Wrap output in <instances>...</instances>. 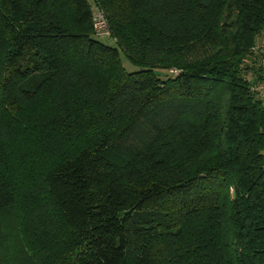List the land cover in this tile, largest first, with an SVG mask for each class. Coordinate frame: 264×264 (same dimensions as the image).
I'll return each instance as SVG.
<instances>
[{
	"label": "trees",
	"instance_id": "trees-1",
	"mask_svg": "<svg viewBox=\"0 0 264 264\" xmlns=\"http://www.w3.org/2000/svg\"><path fill=\"white\" fill-rule=\"evenodd\" d=\"M263 33L264 0H0V264H264Z\"/></svg>",
	"mask_w": 264,
	"mask_h": 264
},
{
	"label": "built area",
	"instance_id": "built-area-1",
	"mask_svg": "<svg viewBox=\"0 0 264 264\" xmlns=\"http://www.w3.org/2000/svg\"><path fill=\"white\" fill-rule=\"evenodd\" d=\"M93 27L98 37H108L109 31L105 23L104 16L101 12H97L96 17L93 18ZM262 64L264 66V56L262 57ZM260 90L264 93V85L260 87Z\"/></svg>",
	"mask_w": 264,
	"mask_h": 264
},
{
	"label": "rangeland",
	"instance_id": "rangeland-1",
	"mask_svg": "<svg viewBox=\"0 0 264 264\" xmlns=\"http://www.w3.org/2000/svg\"><path fill=\"white\" fill-rule=\"evenodd\" d=\"M100 41L103 42V43H105V44L112 45V42L109 41V40H100ZM122 65H123L124 69L127 72H133V71H135V68H133L124 58L122 60ZM161 76H162V74H161Z\"/></svg>",
	"mask_w": 264,
	"mask_h": 264
},
{
	"label": "crops",
	"instance_id": "crops-1",
	"mask_svg": "<svg viewBox=\"0 0 264 264\" xmlns=\"http://www.w3.org/2000/svg\"><path fill=\"white\" fill-rule=\"evenodd\" d=\"M256 47L264 52V33L257 39Z\"/></svg>",
	"mask_w": 264,
	"mask_h": 264
}]
</instances>
